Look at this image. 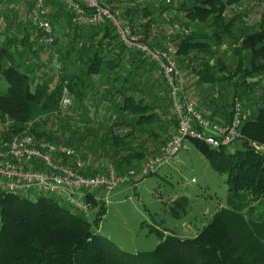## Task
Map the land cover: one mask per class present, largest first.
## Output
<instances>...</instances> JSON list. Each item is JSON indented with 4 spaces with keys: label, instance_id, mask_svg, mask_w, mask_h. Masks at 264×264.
I'll return each mask as SVG.
<instances>
[{
    "label": "trees",
    "instance_id": "trees-1",
    "mask_svg": "<svg viewBox=\"0 0 264 264\" xmlns=\"http://www.w3.org/2000/svg\"><path fill=\"white\" fill-rule=\"evenodd\" d=\"M108 1L113 7H121L132 21V16L143 17L146 38L152 37L149 29L156 20L151 6H122L121 0ZM239 1L182 0L177 6L186 19L185 25L200 22L211 28L210 34L192 30L175 38L177 65L198 84H218L236 77L232 101L235 97L241 100L248 90L260 85L264 74V26L260 23L257 29L247 31L242 20L245 13L241 12L225 18L226 9ZM46 4L49 20L61 27L60 34L57 27L51 46L41 43L42 33L31 24L27 6L21 23L7 21L9 15L16 16V10L0 8V19L5 23L4 31L0 30V76L7 83L5 93H0V114L11 121L7 134L0 139L7 140L25 131L36 139L74 145L77 139L67 134L68 129L60 131L49 122L59 117L58 100L66 80L70 98L78 101L81 109L86 101L95 118L99 106L105 104L107 114L99 124H106L107 129L100 134L96 151L102 152L99 159L108 151L112 153L109 159L123 172L121 165H129L133 158H144V152L123 154L132 140L127 138L134 134V127L147 126L146 130L156 136L151 127L159 122V109L148 94L153 83L165 85L161 71L146 56L122 45L108 24L75 25L62 3L46 0ZM175 16H169L168 24ZM10 23H15L13 28ZM234 26L238 36L232 33ZM225 35L233 38V50L239 55L231 71L219 60L217 65L209 66L207 59L214 54L211 42L219 45ZM43 49L47 53L44 60L40 56ZM243 51H248L249 57L245 58ZM53 52L58 53L61 63L58 75L53 71ZM71 63L79 64L77 72L66 71ZM217 71L223 74L217 75ZM36 79L39 82L34 85ZM229 116L231 119L232 110ZM241 117L242 136L235 141L238 146L232 151L227 149L229 145L211 147L196 138L187 139L214 172L226 175L228 186L226 206L217 210L194 236L181 237L153 227L159 237L153 250L120 252L94 230L105 213L103 203L90 220L48 195L31 199L6 194L0 197V264H264V211L254 217L258 207L264 206V89L255 112L245 118L242 113ZM82 121L86 126L89 123L87 117ZM83 137L92 139L94 133L87 131ZM106 143L112 152L104 147ZM79 146L82 145L75 147ZM151 152L155 156L159 150ZM93 157L98 159L97 155ZM185 202L184 197L177 198L171 211Z\"/></svg>",
    "mask_w": 264,
    "mask_h": 264
},
{
    "label": "rangeland",
    "instance_id": "rangeland-1",
    "mask_svg": "<svg viewBox=\"0 0 264 264\" xmlns=\"http://www.w3.org/2000/svg\"><path fill=\"white\" fill-rule=\"evenodd\" d=\"M157 1L160 3V9H168L169 11V15L163 17L161 12H159L160 9L153 6V18L156 20L155 23L161 21L164 27L163 29L166 30L169 27L167 22L169 16L176 15L173 22L180 23L191 31L197 30L201 33H211V28L204 23L193 22L189 23V26L185 25L186 19L182 16L183 13L177 10V6L182 0H170L169 4L166 2L165 4L161 3L164 0H151L149 4L154 5ZM15 10L17 12L16 16L11 17L12 15H9L7 17L8 23L12 19L16 23L24 20L26 9L20 6ZM238 12L245 13L243 16L248 17V22L245 24L248 28L247 31L257 29L260 23L264 26V0H240L239 3L226 9L224 12L225 18L229 19L234 13ZM128 18L131 20L130 17ZM132 18L136 22H144V19H142L143 17L140 15H137V17L132 16ZM13 24L10 23V27L13 28ZM62 24L64 25L65 21L62 22ZM59 25L61 24L59 23ZM56 26L59 27L58 25ZM4 28L5 23L0 19V30L3 32ZM60 28L61 27L58 28L59 34L61 33ZM235 28L234 26L232 33L238 36V29ZM155 29L156 28L153 26L149 29L153 34L151 38L157 39L158 37H164L165 30L158 31ZM8 33L11 34V30H8ZM211 44L214 54L209 57L207 56L209 66L217 65L219 60L230 67L229 70L231 71L232 66H234L239 56L233 50V38L229 36L226 37L225 35L222 43L219 45H215L213 42H211ZM242 55L245 58L249 57L248 51H243ZM40 56L42 60L47 57V53L44 49L40 52ZM243 62L244 65H246V60ZM79 67V64L71 63L66 67V71L68 73L77 72ZM185 73L188 84L184 85V95L195 101V96L191 93V89H193L192 86L196 84V80L190 78L188 72L185 71ZM216 73L217 75L223 74L221 71H217ZM224 73L226 74L227 72L225 71ZM142 75L145 76L143 73ZM235 79L236 77L230 81L223 80L218 84H207L205 86L200 84L204 92L203 101L207 104L216 103L221 106L220 108L224 109L226 111L225 113L229 116L232 110L231 101L234 95ZM263 87L264 74L260 77V85H255L253 87L254 90H248V92L241 96L244 118L255 112L259 96L264 89ZM6 88L7 83L4 78L0 76V93H5ZM239 90L241 89L239 88ZM150 92L151 94H148V99L154 101L159 109L158 113L160 115L158 124L155 123L151 127L156 136L151 135L149 131L146 130L149 129L147 126H145L146 129H142L139 126L134 127V134L127 138L132 139L129 142L130 146L127 145L125 147L126 150L123 154L131 155L144 152V158H133L129 165H121L120 168L123 172L132 169L137 171V169L149 161V159L154 157V152L152 154L151 151H153V149H157L158 151L174 133L172 132V130L174 131L172 127L175 118L173 116L171 100L166 85L160 82L153 83ZM104 105L105 104L99 106L95 118L91 106L89 107L86 101L83 108L88 109V111L83 112V108L81 109V107H79V102L71 100V105L69 107L60 109V113H57L59 116L58 118H55L54 121H49L60 131H66V129H68L66 131L67 134H71L75 136L74 139H77L74 144L75 146H77L78 143L82 145L78 148L74 145L70 146L75 147L83 157L86 163L83 172L87 173L88 171V173L90 172L89 174H96V169L97 171L98 169L102 171L107 164L115 165V162L108 157L109 155L111 156L112 153L108 151L107 154H103L101 159H99V153L102 152L99 150L96 151L99 136L101 133H105L107 129L106 124H99V120H103V117L107 114L108 109H106ZM196 106L198 105L196 104ZM197 110L201 113L198 108ZM206 115V117L212 120L214 119L211 115ZM83 117H87L89 120L87 126L82 121ZM90 120L94 121V123ZM9 125H11V121L8 119L5 120L0 114V137L7 134V127H9ZM76 130L78 133L75 134ZM87 131L94 133L92 139L83 137ZM7 140L0 139V145ZM183 144L184 147L178 152L176 157L169 163L162 165L157 172L151 173L138 181H132L129 184L121 185L113 189L107 195V202L99 200L98 203H94L95 206L93 207L90 220L93 218L94 214L97 213L101 203H103L105 207V213L101 217L99 226L94 230L100 236L107 238L112 247L120 252L124 251L128 253L153 250L159 242V237L155 233L153 227L164 233H174L181 237H192L211 219L212 215L217 210L226 206V197L228 195L226 175L214 172L205 157L196 150L189 140H185ZM237 146L238 142H235L229 145L227 149L232 151L237 148ZM104 147L112 152L111 146H109L108 143H106ZM146 153L148 154L147 156H145ZM93 155L99 156L98 159L94 158ZM92 169L95 170V173H91ZM27 194L28 195L25 196L31 199H35L38 196L36 193ZM179 197H184L186 202L175 212H172L170 206ZM261 206L258 207L254 217L258 212L264 211V206Z\"/></svg>",
    "mask_w": 264,
    "mask_h": 264
},
{
    "label": "built area",
    "instance_id": "built-area-1",
    "mask_svg": "<svg viewBox=\"0 0 264 264\" xmlns=\"http://www.w3.org/2000/svg\"><path fill=\"white\" fill-rule=\"evenodd\" d=\"M56 1L62 3L69 11L73 24H108L122 45L146 56L159 68L171 100L176 128L159 152L137 171L132 169L119 172L112 164H107L96 174L83 172L86 165L83 157L68 144L36 139L27 132L14 135L0 145V197L6 194L25 196L27 193L48 195L61 201L83 218L90 219L94 203L99 200L107 202V195L113 189L157 172L162 165L176 157L188 138H196L211 147H219L231 145L242 136L239 130L243 113L240 99L235 97L232 101L230 121L218 123L200 113L196 102L184 95L185 77L177 65L175 38L189 34V28L172 22L165 30L160 21L152 26L158 31L165 30L164 37L146 38L143 23L130 20L124 15L122 8L113 7L108 0ZM150 1L121 0V5H149L152 9H160L158 1L154 5L149 4ZM165 2L169 4L170 0L161 3ZM20 6H27L31 24L42 33L41 43L51 46L58 29L48 18L46 0H0L1 9L15 10ZM159 12L163 17L169 15L168 9H160ZM242 20L246 24L248 17L243 16ZM53 57V71L58 75L61 69L58 53L53 52ZM38 82L36 79L34 85ZM70 97L67 81L64 80L58 100L60 109L71 105Z\"/></svg>",
    "mask_w": 264,
    "mask_h": 264
},
{
    "label": "crops",
    "instance_id": "crops-1",
    "mask_svg": "<svg viewBox=\"0 0 264 264\" xmlns=\"http://www.w3.org/2000/svg\"><path fill=\"white\" fill-rule=\"evenodd\" d=\"M26 9V6H23ZM27 10V9H26ZM207 84H203L205 86ZM193 89H191V93L195 96L196 104L198 105L197 108L201 111L204 116H207L206 114H209L212 116L213 121L218 123H227L229 120V116L225 113L226 111L224 109H221L219 105L216 103H206L203 101V88L200 84L196 83L193 86ZM175 130V128H174ZM172 132H174L172 130Z\"/></svg>",
    "mask_w": 264,
    "mask_h": 264
}]
</instances>
